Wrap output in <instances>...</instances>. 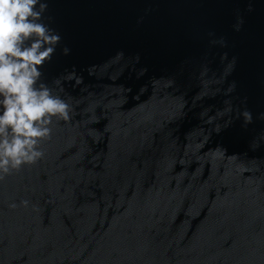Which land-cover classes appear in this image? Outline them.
Masks as SVG:
<instances>
[{"label":"water","instance_id":"obj_1","mask_svg":"<svg viewBox=\"0 0 264 264\" xmlns=\"http://www.w3.org/2000/svg\"><path fill=\"white\" fill-rule=\"evenodd\" d=\"M245 3L50 0L53 26L63 40L45 76L51 79L76 66L84 82L76 89L67 87L66 94L77 116L72 124L54 128L44 161L0 181V238L36 236L46 254L53 245H70L77 234L95 233L86 254L99 256L109 238L143 224L141 205L147 194L139 193L137 185L151 186L158 178L187 181L179 193L180 207L195 209L193 231L209 233L226 214L228 202L242 195L246 179L264 178V142L255 150L248 147L264 122L254 120L245 131L234 118L241 107L238 96L248 97L254 115L264 110V0H256L257 11L246 16L241 32H233L232 9ZM146 8L151 9L148 15ZM140 16L144 20L137 26ZM210 32L224 36L227 47L210 44ZM64 44L72 49L68 57L60 52ZM117 50L126 56L106 61ZM225 51L229 58L222 61ZM136 52L140 63L130 57ZM232 56L237 57L235 69L229 67ZM91 64L96 67L90 76ZM145 67L147 72L135 79ZM233 80L236 91L227 93ZM229 106L233 118L224 128L229 114L218 113ZM210 115L223 129L219 134L206 123ZM81 119L87 123L74 126ZM125 125L126 137L120 131ZM102 127L110 134L98 139ZM218 146L227 151L221 154ZM114 179L129 192L134 222L125 221L116 208L103 210L101 202L111 194ZM130 179H135L131 187ZM21 199L31 200L39 212L8 208ZM178 219L179 213L171 230L179 238L189 226L176 223ZM153 247L158 249V242ZM4 255L0 243V257ZM34 258L41 264L39 253Z\"/></svg>","mask_w":264,"mask_h":264},{"label":"clouds","instance_id":"obj_2","mask_svg":"<svg viewBox=\"0 0 264 264\" xmlns=\"http://www.w3.org/2000/svg\"><path fill=\"white\" fill-rule=\"evenodd\" d=\"M151 9L146 8L144 15ZM257 11L256 0H247L243 6L237 4L232 9L233 32L244 28L246 16ZM144 16L138 17L136 24L143 23ZM55 17L50 14V0H0V181L20 172L25 167L37 165L46 158L45 145L53 141L57 125H69L77 116L72 97L66 88L76 89L83 84V77L76 66L65 67L51 79L45 76V67L53 62L57 48L63 40L62 33L54 27ZM210 44L227 47L224 36L209 34ZM61 55L68 57L72 49L66 44L60 49ZM124 50H117L106 59L124 58ZM130 57L141 62V54L136 52ZM221 60H228V52L221 54ZM237 57L232 56L229 67L235 69ZM96 65L88 66V74L93 75ZM147 72L145 67L135 79ZM131 79L133 78L130 77ZM237 82L233 80L227 93L236 91ZM82 90V89H81ZM132 93V87H127ZM241 107L236 109L235 119L242 121L245 131L255 121L264 122V110L253 111L248 107V97H237ZM233 109L229 106L219 115L229 114L224 128L231 124ZM93 118L88 117V121ZM216 115H210L206 123L214 125L213 131L219 134L223 129L216 123ZM87 121L81 119L74 126ZM100 136L110 134L100 128ZM121 134L129 135L127 125ZM258 137V139H257ZM264 142V128L252 136L248 147L252 150ZM223 154L226 148L217 147ZM118 176V172L114 173ZM135 179L128 181L129 187ZM187 181L178 182L175 178L164 181L161 178L149 186L137 185L139 193H146L142 202L143 224L130 227L121 234L109 238L99 256L95 252L86 254L88 243L95 233H80L70 245L62 248L52 246L45 250L36 244V236L26 234L21 240L9 239L4 244L5 255L0 264H36L35 255L39 253L41 264H264V178L246 179L242 195L228 202L227 212L207 234H197L192 226L198 221L194 218L195 209L191 206L180 207L179 193L186 190ZM129 192L118 179H114L111 194L101 202L103 210H120L125 221H133L134 212L128 204ZM8 208H23L38 213L39 208L29 199L19 203L12 201ZM179 213L176 223L187 224L188 230L183 237L172 232L173 216ZM235 221V223H233ZM134 222V221H133ZM146 229V232H145ZM159 247L154 248L153 243ZM180 249V252H177Z\"/></svg>","mask_w":264,"mask_h":264}]
</instances>
